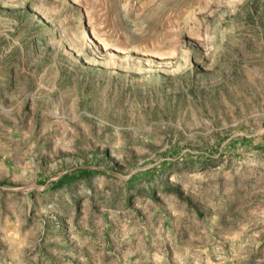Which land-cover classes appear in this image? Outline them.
<instances>
[{
  "label": "rangeland",
  "instance_id": "obj_1",
  "mask_svg": "<svg viewBox=\"0 0 264 264\" xmlns=\"http://www.w3.org/2000/svg\"><path fill=\"white\" fill-rule=\"evenodd\" d=\"M0 264H264V0H0Z\"/></svg>",
  "mask_w": 264,
  "mask_h": 264
}]
</instances>
